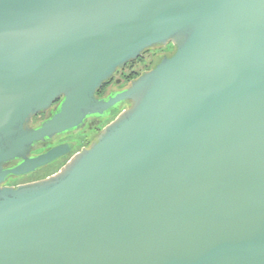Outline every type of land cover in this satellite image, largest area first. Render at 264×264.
Segmentation results:
<instances>
[{
  "label": "water",
  "instance_id": "1",
  "mask_svg": "<svg viewBox=\"0 0 264 264\" xmlns=\"http://www.w3.org/2000/svg\"><path fill=\"white\" fill-rule=\"evenodd\" d=\"M126 102L56 174L1 187L72 151L36 143ZM0 264H264V0H0Z\"/></svg>",
  "mask_w": 264,
  "mask_h": 264
},
{
  "label": "flooded vegetation",
  "instance_id": "2",
  "mask_svg": "<svg viewBox=\"0 0 264 264\" xmlns=\"http://www.w3.org/2000/svg\"><path fill=\"white\" fill-rule=\"evenodd\" d=\"M171 47H173V46H171ZM171 47L169 45L167 46V48L169 50H172L174 48L175 52L174 53L172 51L164 52L163 58H165V57L170 58L176 53V47L175 46L173 48H171ZM148 52L149 51H146L145 53H148ZM163 58H161V60ZM129 65L130 64H128L124 69L120 70L119 73H117L111 80L104 83L102 88L100 90H98L96 93L97 99H108L110 97L116 96L117 94L126 90L130 86V84L133 80L128 81L129 76L127 77V75L125 73V71ZM150 69H151V67H150ZM120 77H122V79ZM61 100L62 99H59L56 103H54V105L49 110H47L46 112L40 113L36 116H33L30 123H27L25 125V129H28V130L34 129L35 130V129L40 128L41 125L46 120L51 118L56 113V111L59 109V106L61 104ZM127 105L130 106V102H126V103L117 105L115 109H113L110 113H108L106 115H103V116L96 115V116L88 117L85 127H87V125L92 123V122L100 125L104 119H106L109 116L115 115L116 112H118L121 108H123L124 106H127ZM84 128H82L78 131L71 132V133L56 135L51 139L47 138L43 142L36 143L33 146V151L29 155L30 158L37 157V156L49 151L50 149L57 147V146H60V145H68V146H70L72 151L69 155L62 157L58 161L53 162L52 164H50L46 167L38 169L34 173H31L29 175L22 176V177H15V176L7 177L5 182L1 185V187L2 188L3 187H15V188H17L21 185H25V184L34 183V182L44 180V179L56 174V173H52L50 175H45L53 165H55V164H57L63 160H66L68 157L72 158L75 154L82 152L84 149H88L91 147L92 143L90 145L86 144V147L84 146L85 148L83 147V149H81V151L75 153V150L77 149L78 143L75 140H73L71 137L75 133H80V131L83 130ZM98 129H99V127H98ZM20 163H21V161L16 160L14 162L5 164L4 169L5 170L10 169L12 167L19 165Z\"/></svg>",
  "mask_w": 264,
  "mask_h": 264
},
{
  "label": "rangeland",
  "instance_id": "3",
  "mask_svg": "<svg viewBox=\"0 0 264 264\" xmlns=\"http://www.w3.org/2000/svg\"><path fill=\"white\" fill-rule=\"evenodd\" d=\"M167 46H157V47L151 48V49L147 50V51H149L148 53H145L146 52L145 51L143 53L142 57H140L139 59L128 63L130 65L127 67V69L125 71L127 77L128 76H131L133 74L134 75L135 74H138V77H140L144 73L149 72L152 69H154L162 61L161 58H163L164 52H167V51H172L173 53L175 52V49L173 48L174 46L172 44H169L170 47L173 46V47H171V48H173L172 50H169L167 48ZM149 66L151 67V69H150ZM120 78L122 79V77H120ZM129 107L130 106H128V105L127 106H124L118 112H116L115 115L109 116L106 119H104L100 125L97 124V123L92 122V123L88 124L87 127H85L83 130H81L80 133L73 134L71 138L78 143L77 149L75 150V153L81 151V149H83L84 146L86 147V144L87 145H90L91 143L93 144V142H95L97 140L98 136L104 130V128L108 124H110L113 120H115V118L123 110H125V109H127ZM98 127H99V129H98ZM70 160H71V158L68 157L66 160H63V161H61V162L53 165L50 168V170L45 175H50L52 173H57Z\"/></svg>",
  "mask_w": 264,
  "mask_h": 264
},
{
  "label": "trees",
  "instance_id": "4",
  "mask_svg": "<svg viewBox=\"0 0 264 264\" xmlns=\"http://www.w3.org/2000/svg\"><path fill=\"white\" fill-rule=\"evenodd\" d=\"M137 77H138V74H135V75L133 74V75L129 76V80L128 81L135 80Z\"/></svg>",
  "mask_w": 264,
  "mask_h": 264
}]
</instances>
